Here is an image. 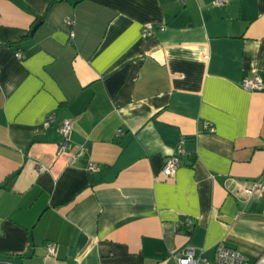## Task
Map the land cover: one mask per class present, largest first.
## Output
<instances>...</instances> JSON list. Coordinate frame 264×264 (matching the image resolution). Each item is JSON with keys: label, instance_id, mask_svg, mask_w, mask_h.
<instances>
[{"label": "crops", "instance_id": "obj_1", "mask_svg": "<svg viewBox=\"0 0 264 264\" xmlns=\"http://www.w3.org/2000/svg\"><path fill=\"white\" fill-rule=\"evenodd\" d=\"M254 73L264 0H0V264H176L219 243L264 258V192L243 193L264 184Z\"/></svg>", "mask_w": 264, "mask_h": 264}, {"label": "built area", "instance_id": "obj_2", "mask_svg": "<svg viewBox=\"0 0 264 264\" xmlns=\"http://www.w3.org/2000/svg\"><path fill=\"white\" fill-rule=\"evenodd\" d=\"M184 1V0H181ZM226 0H213L215 5H223ZM65 23L68 25L74 24V19L72 17H66ZM162 27V26H161ZM154 30L153 23L145 24L141 29L142 37H149ZM72 34V33H71ZM22 54L20 50L15 51V57L21 58ZM241 86L245 89H261L264 87V80L259 73H254L251 77L243 79L241 82ZM55 117L53 114H49L47 116V121L49 123L53 122ZM73 127V122L71 119L63 118L59 124V139L57 143V153H63L68 150L70 147V135ZM207 130L213 131L214 128L212 126H207ZM185 140L180 139L178 146L176 148L175 153L168 156L164 162L162 173L165 176H172L180 161L181 156L186 153L183 144ZM45 167L42 165L39 167L40 171H43ZM88 169L91 171H95L97 166L95 163H91L88 166ZM264 192V184L259 182H253L248 186L243 188V193L249 197L254 194ZM194 221L191 217H185L177 222L178 228H186L188 229L193 225ZM56 246L54 242L47 243V254L49 256L55 255ZM176 264H264V258L256 259L255 261H250L245 255H243L238 249L228 247L221 243L217 244L214 250V256L210 260L203 254L202 249H196L193 246H186L175 253Z\"/></svg>", "mask_w": 264, "mask_h": 264}, {"label": "water", "instance_id": "obj_3", "mask_svg": "<svg viewBox=\"0 0 264 264\" xmlns=\"http://www.w3.org/2000/svg\"><path fill=\"white\" fill-rule=\"evenodd\" d=\"M38 24H39V23L35 24V25L32 27V29H31V31H30V34H32V33L34 32V30L37 28Z\"/></svg>", "mask_w": 264, "mask_h": 264}]
</instances>
